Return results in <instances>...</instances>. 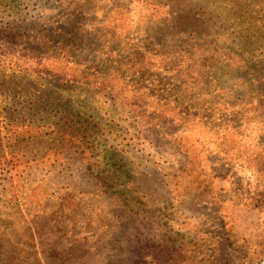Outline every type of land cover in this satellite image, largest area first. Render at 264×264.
Segmentation results:
<instances>
[{
	"label": "rangeland",
	"instance_id": "obj_1",
	"mask_svg": "<svg viewBox=\"0 0 264 264\" xmlns=\"http://www.w3.org/2000/svg\"><path fill=\"white\" fill-rule=\"evenodd\" d=\"M6 52L0 264H264V0H0Z\"/></svg>",
	"mask_w": 264,
	"mask_h": 264
},
{
	"label": "trees",
	"instance_id": "obj_2",
	"mask_svg": "<svg viewBox=\"0 0 264 264\" xmlns=\"http://www.w3.org/2000/svg\"><path fill=\"white\" fill-rule=\"evenodd\" d=\"M162 22V21H161ZM66 29V30H65ZM18 33L14 34L17 35ZM72 35V37H74L73 39L70 38V36ZM83 32L79 31L76 26L74 24H71L69 26H67V28H64L62 30V35L61 38H68V42H69V49H67L69 56L72 59L77 58V56L80 58L83 56V52L81 51V49H79L78 47L74 46V41L78 40V39H83ZM14 37H18V36H14ZM9 39H12L9 38ZM48 38L44 37V42L47 40ZM73 53L75 54L73 56ZM12 57L11 55H8V53L6 52L5 54H0V59L1 61H6L8 58ZM69 57V58H70ZM155 57V56H154ZM9 58V59H10ZM13 58L10 59V61H12ZM77 61V60H76ZM79 66L78 63H75L74 67ZM141 69L147 70V71H157L158 70V64L157 63H148V62H143L140 65ZM170 71V70H169ZM172 74V79L173 80H177V82L182 83L184 85V83L182 81H180V75L181 72H175L173 73L172 71H170ZM219 85L218 83H215V87L217 88ZM191 90L194 91V89L191 87ZM179 95L176 100L174 101V104L176 105V107L180 104H182V102L190 96L191 100H197L196 98L198 97V94H194V95H190L188 90H184L183 92H179ZM201 104H207V107H210V103L208 101H204L198 100V106ZM197 105V104H196ZM205 106V105H203ZM212 106V105H211ZM211 109H209L210 111ZM196 114H192V115H188L186 112L182 115V118L180 119L181 123H185V121H187L188 119L192 118V117H196ZM70 119V120H69ZM65 124L67 125V128H65V132H64V137L67 136L66 141H67V145L70 146H74L78 149H80V154L83 156L84 159L85 156L87 155H92V152H89V150L91 148H93V141L91 140V148H89L88 150L86 148H84V139H88V137L90 138V131L87 129L85 132H82V129H78L76 127V116L75 113L70 112L69 115L65 116ZM10 120H7L6 117L3 120V123L1 125H3L4 123H10ZM8 125V124H7ZM88 137H87V136ZM4 178L2 177L3 183L6 187L7 186H14V182H15V174L13 173L12 168H8L7 171L4 172ZM2 183V184H3ZM14 194L11 195L8 192L7 187L3 189V192L1 194L0 197V214H2L3 212H6V204L5 202H8L7 204H10V202H13V200L16 201V204L18 203L19 199L23 198L22 192L20 190H14L13 192ZM8 206V205H7ZM4 207V209H2ZM18 209V208H17ZM19 209L16 211V213H19ZM13 214H11L12 216ZM168 246H173L175 244L169 243L167 244ZM167 249L169 251L165 252L164 254H162V256L160 257L161 260V264H178L179 258H180V252L182 250H180V248L174 247H167Z\"/></svg>",
	"mask_w": 264,
	"mask_h": 264
}]
</instances>
